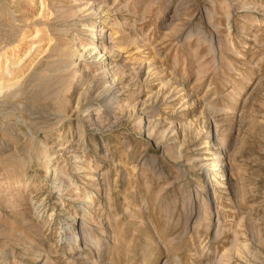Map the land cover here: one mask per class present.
Returning <instances> with one entry per match:
<instances>
[{
    "label": "rangeland",
    "instance_id": "rangeland-1",
    "mask_svg": "<svg viewBox=\"0 0 264 264\" xmlns=\"http://www.w3.org/2000/svg\"><path fill=\"white\" fill-rule=\"evenodd\" d=\"M0 264H264V0H0Z\"/></svg>",
    "mask_w": 264,
    "mask_h": 264
}]
</instances>
